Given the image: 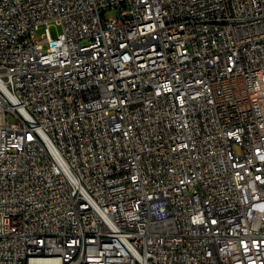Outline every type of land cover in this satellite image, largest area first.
Returning <instances> with one entry per match:
<instances>
[{
	"label": "built area",
	"instance_id": "obj_1",
	"mask_svg": "<svg viewBox=\"0 0 264 264\" xmlns=\"http://www.w3.org/2000/svg\"><path fill=\"white\" fill-rule=\"evenodd\" d=\"M0 264H264V0H0Z\"/></svg>",
	"mask_w": 264,
	"mask_h": 264
},
{
	"label": "bare ground",
	"instance_id": "obj_2",
	"mask_svg": "<svg viewBox=\"0 0 264 264\" xmlns=\"http://www.w3.org/2000/svg\"><path fill=\"white\" fill-rule=\"evenodd\" d=\"M123 37H130V27H123ZM150 61H157V53H150ZM159 62H168V53H160ZM78 206L93 208V201H89V197H79Z\"/></svg>",
	"mask_w": 264,
	"mask_h": 264
},
{
	"label": "rangeland",
	"instance_id": "obj_3",
	"mask_svg": "<svg viewBox=\"0 0 264 264\" xmlns=\"http://www.w3.org/2000/svg\"><path fill=\"white\" fill-rule=\"evenodd\" d=\"M118 13H119V8L109 9L106 12V16L107 17L116 16ZM49 29H50L51 35L55 37V36L58 35L59 31L61 30V27H60V25H58V24L55 23V24H52ZM44 32H45V26H42L37 31L36 35H37V38L39 40H42L43 39ZM43 46H44V49H46L48 47L47 43H44ZM235 147H236L237 152L240 153L241 152V148L238 145H235Z\"/></svg>",
	"mask_w": 264,
	"mask_h": 264
}]
</instances>
